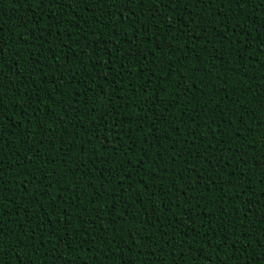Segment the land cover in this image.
Masks as SVG:
<instances>
[{
	"label": "trees",
	"instance_id": "1",
	"mask_svg": "<svg viewBox=\"0 0 264 264\" xmlns=\"http://www.w3.org/2000/svg\"><path fill=\"white\" fill-rule=\"evenodd\" d=\"M164 4L0 0V246L24 264L264 260V0Z\"/></svg>",
	"mask_w": 264,
	"mask_h": 264
},
{
	"label": "snow or ice",
	"instance_id": "2",
	"mask_svg": "<svg viewBox=\"0 0 264 264\" xmlns=\"http://www.w3.org/2000/svg\"><path fill=\"white\" fill-rule=\"evenodd\" d=\"M178 2H179V0H173L172 6L175 7L176 6V3H178ZM162 6H167V0H165V4L162 5ZM181 6H183V5L181 4ZM158 14H159V9H156L155 12H154V17L155 16H158ZM225 19H228V17H225ZM86 22L87 21H85V23ZM165 24H171V21H169V20H160L159 21V25H160L161 28ZM153 35H155V33H153ZM2 52H3V49H0V53H2ZM2 59H3L2 56H0V63H2ZM121 67H123V65H121ZM262 95H264V94H262ZM25 111H26V109H25ZM141 112L144 113V115L146 116V112H145L144 109H141ZM49 128H51V126H49ZM177 130L179 131V129H177ZM193 135H195V133H193ZM3 174H4L3 172H0V175H3ZM105 175H107V173ZM107 182L108 183H111L110 180H108ZM3 199L4 198L2 196H0V200H3ZM25 207H27V206H25ZM2 214H3L2 211H0V215H2ZM2 234H3V229L0 228V235H2ZM165 235H167V233H165ZM33 239H36V237L32 236V234L30 233L29 234V243L30 244H31V241ZM245 243H247V241H245ZM261 244H264V240H261ZM34 250H37V249L34 248ZM237 250L239 251V249H237ZM14 253H15V250L14 249H8V250H6L4 247L0 246V264H4L3 257H5V256H11L12 259H14V260L17 261V264H24L23 259L20 256H19V259H18L17 258V255H15ZM250 255H251V253H249V256ZM260 264H264V260H262L260 262Z\"/></svg>",
	"mask_w": 264,
	"mask_h": 264
}]
</instances>
